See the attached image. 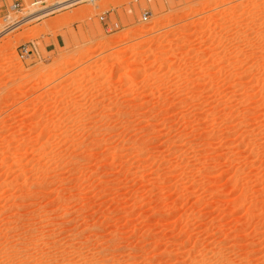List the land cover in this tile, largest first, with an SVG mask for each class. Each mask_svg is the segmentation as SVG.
I'll return each instance as SVG.
<instances>
[{"label": "rangeland", "instance_id": "1", "mask_svg": "<svg viewBox=\"0 0 264 264\" xmlns=\"http://www.w3.org/2000/svg\"><path fill=\"white\" fill-rule=\"evenodd\" d=\"M0 264H264V0L0 16Z\"/></svg>", "mask_w": 264, "mask_h": 264}, {"label": "built area", "instance_id": "2", "mask_svg": "<svg viewBox=\"0 0 264 264\" xmlns=\"http://www.w3.org/2000/svg\"><path fill=\"white\" fill-rule=\"evenodd\" d=\"M6 1V2H5ZM0 0V9L4 8V11L2 12V18L6 23H9L11 25L18 24L23 21L25 17H22L19 20H14V18L11 16V13L18 12L22 10L23 6L25 5V0ZM44 0H32L31 5H38L44 3ZM7 3V4H6ZM103 19V18H101ZM143 20H147L148 16L147 14L143 15ZM38 52L37 45L34 43H31L30 45L23 46L21 48V57H28L33 54H36Z\"/></svg>", "mask_w": 264, "mask_h": 264}, {"label": "bare ground", "instance_id": "3", "mask_svg": "<svg viewBox=\"0 0 264 264\" xmlns=\"http://www.w3.org/2000/svg\"><path fill=\"white\" fill-rule=\"evenodd\" d=\"M79 1H82V0H64V1H61V2L50 4L48 6H44V7L40 8V9H37V10H34V11L30 12L27 15V17H25L23 19V21L31 20V19H34V18H39L40 16H44V15L48 14L50 11H54L56 9L72 5V4H74L76 2H79ZM91 1L95 2V0H91Z\"/></svg>", "mask_w": 264, "mask_h": 264}, {"label": "crops", "instance_id": "4", "mask_svg": "<svg viewBox=\"0 0 264 264\" xmlns=\"http://www.w3.org/2000/svg\"><path fill=\"white\" fill-rule=\"evenodd\" d=\"M5 1V0H4ZM6 2V1H5ZM7 4V3H6ZM4 11V8H2V9H0V16L2 15V12ZM57 40H58V42H60V41H63L64 39H63V37L62 36H59L58 38H57Z\"/></svg>", "mask_w": 264, "mask_h": 264}]
</instances>
